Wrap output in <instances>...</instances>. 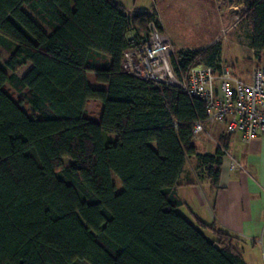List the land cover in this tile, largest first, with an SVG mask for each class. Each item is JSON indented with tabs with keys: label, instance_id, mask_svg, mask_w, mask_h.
Returning a JSON list of instances; mask_svg holds the SVG:
<instances>
[{
	"label": "trees",
	"instance_id": "obj_1",
	"mask_svg": "<svg viewBox=\"0 0 264 264\" xmlns=\"http://www.w3.org/2000/svg\"><path fill=\"white\" fill-rule=\"evenodd\" d=\"M242 4L260 58L264 0ZM153 19L114 0H0V264H245L228 234L196 223L209 240L177 211L188 158L218 187L222 151L192 144L203 102L121 70L127 37ZM220 54L216 42L171 62L178 77L193 65L220 71Z\"/></svg>",
	"mask_w": 264,
	"mask_h": 264
},
{
	"label": "crops",
	"instance_id": "obj_2",
	"mask_svg": "<svg viewBox=\"0 0 264 264\" xmlns=\"http://www.w3.org/2000/svg\"><path fill=\"white\" fill-rule=\"evenodd\" d=\"M29 69L26 64L16 74L21 77ZM192 144L197 154L222 151L218 187L211 185L194 157L188 158L175 186L182 203L178 213L209 240L215 239L211 231L197 224L228 234L245 264H264V239L259 241L264 231V147L260 138L245 143L239 134H226L224 125L216 124L207 126Z\"/></svg>",
	"mask_w": 264,
	"mask_h": 264
},
{
	"label": "built area",
	"instance_id": "obj_3",
	"mask_svg": "<svg viewBox=\"0 0 264 264\" xmlns=\"http://www.w3.org/2000/svg\"><path fill=\"white\" fill-rule=\"evenodd\" d=\"M146 29L144 37L134 33L127 37L121 70L156 87H177L190 99L203 102L205 121L195 123L193 138L207 126L223 124L226 134H239L245 143L258 137L264 147V64L255 67L247 81L231 69L217 71L201 65L178 77L171 62L172 44L158 21L150 20Z\"/></svg>",
	"mask_w": 264,
	"mask_h": 264
},
{
	"label": "rangeland",
	"instance_id": "obj_4",
	"mask_svg": "<svg viewBox=\"0 0 264 264\" xmlns=\"http://www.w3.org/2000/svg\"><path fill=\"white\" fill-rule=\"evenodd\" d=\"M129 14L153 13L162 32L172 43L171 59L177 61L178 53L187 49H204L218 42L221 45L219 66L231 69L235 76L246 80L251 71L264 64V54L257 58L249 47V26L244 15L242 0H114ZM24 11L35 21L30 11ZM40 24V23H39ZM45 28L44 25H41ZM47 29V28H45ZM9 52L0 46V60L5 61ZM92 88L104 89L93 76L87 74ZM5 90L23 111L31 114L24 104L23 94L15 93L9 86ZM64 165L71 164L63 159ZM116 192L121 191L118 179L112 175Z\"/></svg>",
	"mask_w": 264,
	"mask_h": 264
}]
</instances>
